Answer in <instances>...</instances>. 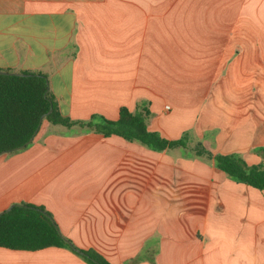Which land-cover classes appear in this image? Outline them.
Masks as SVG:
<instances>
[{"label": "crops", "instance_id": "crops-1", "mask_svg": "<svg viewBox=\"0 0 264 264\" xmlns=\"http://www.w3.org/2000/svg\"><path fill=\"white\" fill-rule=\"evenodd\" d=\"M0 69L46 75L72 120L145 106L151 131L264 166V0H0ZM27 145L0 154V212L43 207L110 264H264V190L212 160L46 118ZM0 264L89 263L0 247Z\"/></svg>", "mask_w": 264, "mask_h": 264}, {"label": "trees", "instance_id": "trees-1", "mask_svg": "<svg viewBox=\"0 0 264 264\" xmlns=\"http://www.w3.org/2000/svg\"><path fill=\"white\" fill-rule=\"evenodd\" d=\"M6 72V73H1ZM0 69V154L28 146L44 118L53 125L81 126L104 137L119 136L157 151L184 148L212 160L216 169L228 177L259 190H264V166H249L236 154H213L202 143L191 147L187 136L169 140L149 129L147 107L131 111L122 107L115 121L93 116L89 121L64 117L49 91L46 75L32 71ZM140 108L142 105H138ZM51 111V112H50ZM64 238L52 215L45 208L30 203L15 204L0 215V247L36 251L48 247L72 250L89 264H110L97 251L75 247Z\"/></svg>", "mask_w": 264, "mask_h": 264}, {"label": "water", "instance_id": "water-1", "mask_svg": "<svg viewBox=\"0 0 264 264\" xmlns=\"http://www.w3.org/2000/svg\"><path fill=\"white\" fill-rule=\"evenodd\" d=\"M1 73H6V72H2ZM11 74H14V75H22V73H19V72H15V73H11ZM51 112V111H50ZM29 143V142H28ZM23 147V146H22ZM22 147H19L18 149L22 148ZM13 206H11L10 208H8L7 210L3 211V212H0V215L4 214L5 212L9 211ZM67 241V240H66Z\"/></svg>", "mask_w": 264, "mask_h": 264}]
</instances>
